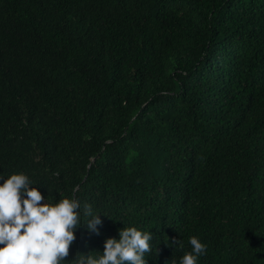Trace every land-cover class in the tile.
<instances>
[{"label": "trees", "instance_id": "16d2710c", "mask_svg": "<svg viewBox=\"0 0 264 264\" xmlns=\"http://www.w3.org/2000/svg\"><path fill=\"white\" fill-rule=\"evenodd\" d=\"M20 171L100 213L65 259L136 225L148 264L191 235L198 264H264V0H0V174Z\"/></svg>", "mask_w": 264, "mask_h": 264}, {"label": "clouds", "instance_id": "9594fccd", "mask_svg": "<svg viewBox=\"0 0 264 264\" xmlns=\"http://www.w3.org/2000/svg\"><path fill=\"white\" fill-rule=\"evenodd\" d=\"M4 177L0 174V264H148L153 232L136 225L119 229V238H106L98 255L77 251L65 259L79 226L99 234L100 213L74 196L53 202L26 172ZM189 242L191 250L172 264H198L206 254L208 245L198 235H191Z\"/></svg>", "mask_w": 264, "mask_h": 264}]
</instances>
